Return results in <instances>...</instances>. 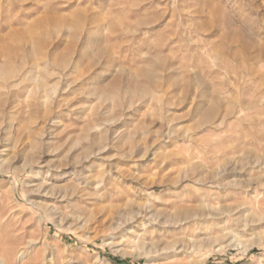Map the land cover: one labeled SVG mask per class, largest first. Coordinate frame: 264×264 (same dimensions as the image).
<instances>
[{"label": "rangeland", "instance_id": "1", "mask_svg": "<svg viewBox=\"0 0 264 264\" xmlns=\"http://www.w3.org/2000/svg\"><path fill=\"white\" fill-rule=\"evenodd\" d=\"M5 252L264 264V0H0Z\"/></svg>", "mask_w": 264, "mask_h": 264}, {"label": "bare ground", "instance_id": "2", "mask_svg": "<svg viewBox=\"0 0 264 264\" xmlns=\"http://www.w3.org/2000/svg\"><path fill=\"white\" fill-rule=\"evenodd\" d=\"M5 74V73H4ZM146 215H144L143 217L145 218ZM142 221V220H141ZM140 225H143V223L141 222ZM10 253L5 252L4 255L0 256V264H11L12 260L9 256Z\"/></svg>", "mask_w": 264, "mask_h": 264}]
</instances>
